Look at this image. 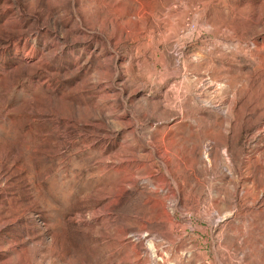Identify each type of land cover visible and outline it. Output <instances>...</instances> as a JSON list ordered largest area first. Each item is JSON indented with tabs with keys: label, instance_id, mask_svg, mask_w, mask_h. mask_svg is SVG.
<instances>
[{
	"label": "rangeland",
	"instance_id": "obj_1",
	"mask_svg": "<svg viewBox=\"0 0 264 264\" xmlns=\"http://www.w3.org/2000/svg\"><path fill=\"white\" fill-rule=\"evenodd\" d=\"M0 264H264V0H0Z\"/></svg>",
	"mask_w": 264,
	"mask_h": 264
}]
</instances>
